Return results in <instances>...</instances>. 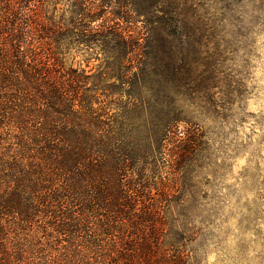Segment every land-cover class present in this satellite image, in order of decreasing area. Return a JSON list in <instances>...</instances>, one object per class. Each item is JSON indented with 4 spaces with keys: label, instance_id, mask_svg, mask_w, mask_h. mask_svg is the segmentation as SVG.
Here are the masks:
<instances>
[{
    "label": "trees",
    "instance_id": "trees-1",
    "mask_svg": "<svg viewBox=\"0 0 264 264\" xmlns=\"http://www.w3.org/2000/svg\"><path fill=\"white\" fill-rule=\"evenodd\" d=\"M21 3L0 0V264H190L157 164L166 143L194 140L144 79L175 78L174 38L213 22L194 0H71L41 65ZM71 50L104 68L65 69ZM110 80L124 101L106 99Z\"/></svg>",
    "mask_w": 264,
    "mask_h": 264
},
{
    "label": "rangeland",
    "instance_id": "rangeland-1",
    "mask_svg": "<svg viewBox=\"0 0 264 264\" xmlns=\"http://www.w3.org/2000/svg\"><path fill=\"white\" fill-rule=\"evenodd\" d=\"M194 1L214 26L174 38L175 78L165 71L163 82L144 79L194 140L166 143L157 164L160 182L177 196L168 197L166 221L190 264H264V0ZM70 2L22 0L21 26L41 65L49 62L52 24L69 16ZM146 51L152 62L162 52ZM93 53L71 50L63 66L95 73L102 54ZM106 83L116 84L106 99L124 101L127 88Z\"/></svg>",
    "mask_w": 264,
    "mask_h": 264
}]
</instances>
